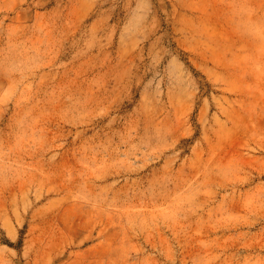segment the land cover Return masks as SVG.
<instances>
[{"label":"rangeland","instance_id":"obj_1","mask_svg":"<svg viewBox=\"0 0 264 264\" xmlns=\"http://www.w3.org/2000/svg\"><path fill=\"white\" fill-rule=\"evenodd\" d=\"M0 264H264V0H0Z\"/></svg>","mask_w":264,"mask_h":264}]
</instances>
